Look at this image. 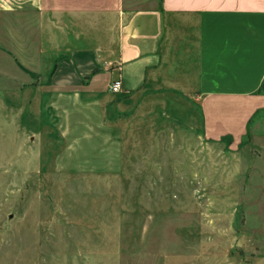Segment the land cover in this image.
I'll return each instance as SVG.
<instances>
[{
    "label": "rangeland",
    "instance_id": "rangeland-1",
    "mask_svg": "<svg viewBox=\"0 0 264 264\" xmlns=\"http://www.w3.org/2000/svg\"><path fill=\"white\" fill-rule=\"evenodd\" d=\"M166 83L0 96V264H264V108L216 141Z\"/></svg>",
    "mask_w": 264,
    "mask_h": 264
},
{
    "label": "crops",
    "instance_id": "crops-1",
    "mask_svg": "<svg viewBox=\"0 0 264 264\" xmlns=\"http://www.w3.org/2000/svg\"><path fill=\"white\" fill-rule=\"evenodd\" d=\"M164 80L200 99L206 137L241 141L264 108V0H0V96L142 97Z\"/></svg>",
    "mask_w": 264,
    "mask_h": 264
},
{
    "label": "built area",
    "instance_id": "built-area-1",
    "mask_svg": "<svg viewBox=\"0 0 264 264\" xmlns=\"http://www.w3.org/2000/svg\"><path fill=\"white\" fill-rule=\"evenodd\" d=\"M122 88V82L120 79H116L111 84V89L113 91H119Z\"/></svg>",
    "mask_w": 264,
    "mask_h": 264
}]
</instances>
